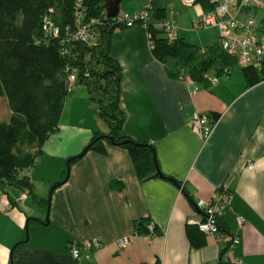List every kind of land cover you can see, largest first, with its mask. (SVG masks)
Masks as SVG:
<instances>
[{
	"label": "crops",
	"instance_id": "0c3cea01",
	"mask_svg": "<svg viewBox=\"0 0 264 264\" xmlns=\"http://www.w3.org/2000/svg\"><path fill=\"white\" fill-rule=\"evenodd\" d=\"M136 2L137 11L148 3L165 9L162 20H169L158 0ZM110 52L122 70V134L153 145L158 167L170 179L140 181L129 153L109 146L106 154L90 151L70 165L66 182L53 189L69 159L95 134L109 132L86 87L73 86L58 129L32 168V193L25 190L26 199L16 202L23 191L0 189V203L11 205L9 211L0 207V264H219L224 244L203 236L204 246L195 248L190 237L204 217L196 203L209 201L224 184L232 199L221 228L239 238L234 256L242 264H264V80L247 87L236 62L226 67L227 76L217 66L206 73L218 78L216 84L173 78L153 56L141 24L115 29ZM197 113L218 118L206 143L190 128ZM142 219L153 222L154 235L134 234ZM124 237L129 244L120 249L116 242ZM90 239L103 246L75 260L70 245Z\"/></svg>",
	"mask_w": 264,
	"mask_h": 264
},
{
	"label": "trees",
	"instance_id": "16d2710c",
	"mask_svg": "<svg viewBox=\"0 0 264 264\" xmlns=\"http://www.w3.org/2000/svg\"><path fill=\"white\" fill-rule=\"evenodd\" d=\"M77 1L0 0V98L6 100L11 113L8 120L0 117L1 190L8 185L32 193L30 180L21 177V173L35 166L44 144L58 129L71 87L65 73L67 65L77 67L78 83L86 87L90 100L97 104L99 115L109 132L107 135L95 134L80 155L69 159L64 179L52 188L66 182L70 165L86 153L106 154L109 146L125 149L129 153L140 181L170 179L160 171L153 145L122 134L125 121L119 105L122 70L111 55L110 42L114 30L125 27L105 18L108 0H81L84 18H98L103 24L95 29L91 46L75 43L71 46L70 56H66L63 45L57 39L43 38L41 16L53 9L55 23L64 28L73 22ZM201 3L205 9L210 7L209 0H201ZM164 13L165 9L152 8L151 17L161 21ZM152 23L147 27L151 36V52L173 78L188 76L203 82L206 73L214 66L221 73L224 67L235 62L217 43L202 51L183 38L170 42L163 31ZM241 70L247 87L264 80V66ZM147 223V219L139 220L134 229L143 235ZM203 236L196 229L190 237L191 246H204Z\"/></svg>",
	"mask_w": 264,
	"mask_h": 264
},
{
	"label": "built area",
	"instance_id": "2783aa9c",
	"mask_svg": "<svg viewBox=\"0 0 264 264\" xmlns=\"http://www.w3.org/2000/svg\"><path fill=\"white\" fill-rule=\"evenodd\" d=\"M185 5H198L197 15L192 20L193 29L213 28L217 32V45L231 59H234L240 68L253 67L260 69L264 66V17L259 21L256 19L258 11H264V0H209L210 7L202 5L201 0H181ZM152 5L148 3L141 11L133 14L124 13L113 18L117 24L125 28L136 24L143 25L146 29L151 23ZM254 12V13H253ZM74 18L72 24L60 28L53 19V9H49L41 16V30L45 40L57 39L63 45V54L70 56L71 46L75 43L91 46L95 29L102 24L98 18H84L85 10L82 1L78 0L74 6ZM105 18H107L105 11ZM157 29L163 31L165 37L171 42L177 38V27L173 20H161L152 23ZM148 30V29H147ZM149 39L151 36L148 33ZM151 42V39H150ZM74 56V55H73ZM67 81L69 85L75 86L78 83V69L72 65L65 67ZM224 76L228 75V68L222 69ZM87 76V72H85ZM204 78L210 84L218 83L217 77ZM217 120L208 113H197L190 121L191 130L206 143L216 126ZM254 169L253 165L248 167ZM32 169H26L21 173V177L30 180ZM27 197V191H23L16 202H22ZM232 193L227 184L220 187L208 200H199L196 206L202 210L203 219L195 222L196 228L205 236H213L218 243L224 244L221 252L219 264H242V260L234 256V249L239 244V238L225 233L221 228V218L224 210L230 206ZM4 211H9V202L1 204ZM236 221L240 227L245 222L243 218L237 217ZM134 234H138L136 228ZM155 234L153 222L146 224L145 236ZM129 244V237H124L116 242L120 249H124ZM103 242L99 239L84 240L80 243L70 245V254L75 260H80L84 252L100 249ZM222 258L226 260L223 261Z\"/></svg>",
	"mask_w": 264,
	"mask_h": 264
},
{
	"label": "rangeland",
	"instance_id": "374dc122",
	"mask_svg": "<svg viewBox=\"0 0 264 264\" xmlns=\"http://www.w3.org/2000/svg\"><path fill=\"white\" fill-rule=\"evenodd\" d=\"M158 2L166 7L170 15L169 20H173L177 26V34L179 33L180 36L184 37L191 44L204 48L210 46L214 42L213 40L217 39V32L213 28L198 30L192 28V20L195 18V5H185L181 0H158ZM138 8L139 2H136V0H124L119 7V15H123L124 13L133 14L138 12ZM262 17H264V11H258L256 19L259 21ZM70 88H73V86ZM9 116L10 111L6 100L0 98V117L3 120H8Z\"/></svg>",
	"mask_w": 264,
	"mask_h": 264
},
{
	"label": "water",
	"instance_id": "95a60500",
	"mask_svg": "<svg viewBox=\"0 0 264 264\" xmlns=\"http://www.w3.org/2000/svg\"><path fill=\"white\" fill-rule=\"evenodd\" d=\"M121 0H108L106 5V15L108 19L115 18L119 13Z\"/></svg>",
	"mask_w": 264,
	"mask_h": 264
}]
</instances>
